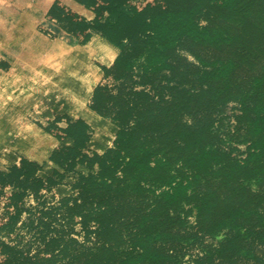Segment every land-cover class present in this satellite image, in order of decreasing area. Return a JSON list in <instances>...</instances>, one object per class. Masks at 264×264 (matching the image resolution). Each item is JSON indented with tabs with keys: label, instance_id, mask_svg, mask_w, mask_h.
Masks as SVG:
<instances>
[{
	"label": "trees",
	"instance_id": "1",
	"mask_svg": "<svg viewBox=\"0 0 264 264\" xmlns=\"http://www.w3.org/2000/svg\"><path fill=\"white\" fill-rule=\"evenodd\" d=\"M87 22L57 2L49 12L74 37L95 33L127 46L90 99V108L119 128L103 154L85 153L92 137L82 119L60 117L43 129L59 142L50 161L80 174L74 194L36 210L40 247L22 255L13 237L24 200L60 185L43 167L21 158L0 171V264H183L188 248L203 246L191 264H264V0H88ZM117 13L115 22L99 21ZM203 23H205L203 25ZM155 35L163 52L147 56L141 88L130 81L142 38ZM204 53L201 68L156 65L159 54ZM199 74V84L192 85ZM131 82V83H130ZM237 102L238 132L225 149L214 133L219 107ZM199 114L189 122L186 116ZM55 177L60 178L59 180ZM255 185L257 188H253ZM195 218L193 225L190 219ZM80 227L78 230L77 227ZM73 235H82L79 244ZM222 239L206 244V239Z\"/></svg>",
	"mask_w": 264,
	"mask_h": 264
},
{
	"label": "rangeland",
	"instance_id": "2",
	"mask_svg": "<svg viewBox=\"0 0 264 264\" xmlns=\"http://www.w3.org/2000/svg\"><path fill=\"white\" fill-rule=\"evenodd\" d=\"M3 8H5L4 12L2 11ZM44 8V2L41 0H6L3 6L0 2V60L3 58L1 52L4 49V56L10 62L7 69H0L1 172H8L10 167L21 158H25V156L43 158L38 162L43 167L48 168V170L51 164L57 165L50 161V157H46L54 145L52 146L50 143L49 134L43 128L47 126L49 122L48 116H51L54 110L61 113L59 116L63 121L66 120L68 115L64 111L65 109L67 110L65 103L66 101L72 102L78 96H74L76 95V85H74L75 82L70 81L68 72H71V67H76L75 64L81 57L57 55L58 47L56 40H49L40 35L39 31H43L44 28L41 26V17L39 15L36 16L35 12H41ZM116 17L117 13L105 14L99 22L103 24L113 23ZM2 23L8 25L6 27L4 25L3 27ZM41 28L42 30H40ZM2 30H6V33H2ZM94 36L97 39L95 44L91 45L86 58L83 57L91 70H95L98 73L97 82L94 84L89 96H92L94 89L101 84L107 83L110 85V89H113L112 82L105 80L103 67L110 68L112 64H110L108 58L104 57L106 53L103 55V48L105 47L106 52L109 50L115 52L117 59L127 46V43H124L122 46L114 47L107 44L99 33H95ZM141 41L144 53L132 60L133 69L130 81L134 84V90L141 88L139 83L141 76L150 73L151 67L146 65L147 56L153 54L154 50L163 52L160 42L155 35L143 37ZM203 56L204 53L202 51H179V56L176 57L163 56L160 53L155 64H166L167 68H201ZM193 77L196 81L192 85H198L200 75L196 74ZM82 107L95 118L101 117L102 119L109 120L93 112L89 101ZM236 108L237 102L231 101L219 107L214 114V133L221 139V145L225 149L233 146L234 140L238 135L233 119ZM199 117V114H193L186 116L185 119L192 122ZM118 131L119 128L116 126V135ZM108 135H112L113 137V130L107 133L104 129V140ZM110 141L105 142L102 149ZM59 167L65 170L63 167ZM90 173H96V171L91 170ZM63 174L64 178L62 180L55 177L57 180L60 179L59 186H62V188L56 187L45 191L41 195L40 201L35 199L32 194H29L25 198V212L23 213L21 222L18 224L13 241L5 238L9 244L16 245L22 255L33 256L40 247L37 222L42 215L37 213L36 210L42 208V202H45L46 206H55L58 205L59 199L66 197L70 194L71 190L72 194L75 193L70 188V185L73 184V179H75L72 172L65 171ZM253 188L256 189L257 187L253 185ZM190 221L193 225L195 224L194 217ZM77 228L80 230L79 226ZM73 236L79 244L83 243L82 235ZM221 239L222 236L215 240L206 239L205 243L210 245ZM202 248L203 246L200 244L191 246L188 248L189 255L192 257L202 255ZM257 250H259L258 257L264 261V246L259 245ZM189 255L185 257L183 264H191ZM249 263L255 264L256 262L251 258Z\"/></svg>",
	"mask_w": 264,
	"mask_h": 264
},
{
	"label": "crops",
	"instance_id": "3",
	"mask_svg": "<svg viewBox=\"0 0 264 264\" xmlns=\"http://www.w3.org/2000/svg\"><path fill=\"white\" fill-rule=\"evenodd\" d=\"M5 1L6 0H0V2L2 3V6L5 3ZM41 1L44 2L45 8L41 12H35L36 16L39 15L41 17V19H42L41 20V26L44 28L43 31H39L40 35L45 37L46 39H49V40H53V39L56 40V45L58 47V54L57 55L77 56V57H81L79 60L85 61L84 58H86V54H88V50L90 49L91 45L95 44V41L97 40L96 37L93 35L87 41H84V35H82L79 38L74 37L73 35L68 33L63 28L62 25L64 24L66 26L67 23L65 22L61 25L56 20L50 19L49 18V12H50L51 8L53 7V5H55L57 2H59L62 6H64L65 8L75 12L78 16L82 17L87 22H92L95 20L96 14L93 11H91L88 0H41ZM4 9L5 8L2 9L3 12L5 11ZM4 25L6 27L8 24L2 23L3 27H4ZM3 29H6V28H3ZM40 30H42V28ZM2 33H6V30H2ZM4 52L5 51L3 49L1 52L3 54L2 55L3 58H2V60H0V69L1 70L7 69L9 64H10L9 60H7V58H5V56H4ZM114 53L115 52H113L112 50H109L108 52H106L105 47L103 48V55L105 54L104 57L109 59L110 64H113L114 60L116 59L117 55H116V53L115 54ZM93 71L95 73V76L98 79V73L95 70H93ZM77 95L78 94H76L74 96H77ZM89 95H91V92L89 94H86L85 96L78 95L77 97H75L72 100V102L66 101V103H65L66 108L70 114L67 112L66 109L64 111H65V113H67L68 117L71 120L74 121V120L82 119L92 129V137H91V139L87 145V148L85 149L84 152L89 154L90 156L93 153H98L101 155L108 148H110L112 146L113 141L116 138V136H115L116 135V125L113 123V121L111 119L105 120V119H102L101 117L95 118V117H93V115L87 113V111L82 106L86 102L87 103H88V101L90 102V99L92 96H89ZM87 98L88 99L90 98V99L88 100ZM82 103H83V105H82ZM64 108H65V106H64ZM88 111H90V110L88 109ZM59 115H61V113L54 110V112L51 114V116H48V120L54 121V120H56L57 117H60ZM67 125H68L67 120L63 121L61 119V121L59 122L60 127H66ZM104 129L107 133L109 131L113 130V137H112V135H108L106 137L107 141H106V139L104 140V138H105ZM48 136H49V139L51 141L50 143L52 144V146L54 145L53 148L51 147V151H50L49 155L46 156L49 158L51 156L53 150L57 146H59V142L57 140L55 142V139L51 135H48ZM109 140H111L109 142V144H107L102 149V147L105 145V142H108ZM25 158H27L31 161H35L38 164H39L38 161L43 159V158L39 159L37 157H31V156H25ZM41 166L43 167V165H41ZM49 167H50L49 170H48V168L43 167V169L38 173V175L40 177L46 179V178L52 176L55 171H58L61 174H63L65 172V170L60 168L58 165H52L51 164V166H49ZM91 170H95L97 172L98 167L95 166L94 169H90L86 165L78 164L75 167V169L73 171H71L73 174V177H75V179H73V184H75V182H77L80 174L89 175ZM73 184L70 185V188H72ZM57 188H62V186L58 185ZM71 194H72V190H71L70 194H68L67 196H70Z\"/></svg>",
	"mask_w": 264,
	"mask_h": 264
},
{
	"label": "bare ground",
	"instance_id": "4",
	"mask_svg": "<svg viewBox=\"0 0 264 264\" xmlns=\"http://www.w3.org/2000/svg\"><path fill=\"white\" fill-rule=\"evenodd\" d=\"M75 66L76 67L74 68H70L71 72H68V76L71 79L70 81L75 82V84H73L76 85V94L85 96L92 91L94 84L97 82V77L95 76L94 71L89 67V64H86V61L78 60ZM41 141L43 142V140Z\"/></svg>",
	"mask_w": 264,
	"mask_h": 264
}]
</instances>
